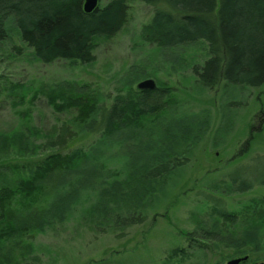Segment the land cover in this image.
<instances>
[{
	"label": "rangeland",
	"instance_id": "374dc122",
	"mask_svg": "<svg viewBox=\"0 0 264 264\" xmlns=\"http://www.w3.org/2000/svg\"><path fill=\"white\" fill-rule=\"evenodd\" d=\"M107 1L98 0V5ZM127 6V18L121 29L112 36L93 40L94 60L89 63L64 59L41 63L31 56L30 49L18 40L10 26V37L0 44V133L7 139L21 134L22 144L34 154H18L21 151L17 141L7 142L4 150L0 146V152H9L6 162L31 167L57 151L55 147H47L45 141L47 131L62 124L66 130L59 129V137L74 132L62 150L86 151L100 139L101 133L93 132V125L82 130L73 119L75 110L64 108L65 99L59 108L47 100L45 93L50 87L63 83L69 87L64 91L68 93L66 96L78 92L90 94L97 103L109 106L116 96L135 98L133 94L140 90L136 83L152 79L154 88L161 87L162 92L161 99L153 102L171 98L173 119L191 116L192 122L195 121L191 130L197 136L189 135L183 139L184 143H178V156L183 164L166 176L163 191L156 199L143 210H124L123 215L143 216L141 222L117 226L112 223V216L106 220L96 216L90 219L88 208L94 191L86 188L79 192L78 200L62 223L55 222L24 239L31 243L29 255L20 258L19 247L14 249L20 264H221L218 254L228 253L229 248L220 243L217 250L196 246L199 227H210L214 217L212 201L205 197L215 198L219 207L231 213L242 209L250 199L264 201V183L246 189L247 183L252 185L254 180L264 179V160L257 157L264 155V122L260 119L264 114V85L220 83L212 89L201 88L193 82L191 67L208 56L206 43L199 40L163 50L145 43L140 37V26L150 20L154 7L139 0H129ZM11 83L22 86L15 90L17 97L11 96L10 89H1ZM154 88L149 91H156ZM168 119L167 110L166 114L142 121L151 132L149 140L163 135L157 125ZM199 123L202 130L196 127ZM121 139L120 134L107 138L100 144L97 160L91 164L109 173L122 171L129 141L118 144ZM100 170L88 175L81 172L77 177L71 175V180L64 181L76 183L82 179L85 186H90L105 174L99 173ZM105 178L110 179L109 175ZM228 178L237 180L235 189ZM54 182L58 181L50 183ZM61 187L60 183L53 191L47 187L44 192L55 194ZM192 231L195 233L188 240L183 233ZM189 243L195 247L188 246ZM176 247L184 248L186 254L169 259ZM248 255L246 264H264V246L249 251Z\"/></svg>",
	"mask_w": 264,
	"mask_h": 264
},
{
	"label": "trees",
	"instance_id": "16d2710c",
	"mask_svg": "<svg viewBox=\"0 0 264 264\" xmlns=\"http://www.w3.org/2000/svg\"><path fill=\"white\" fill-rule=\"evenodd\" d=\"M127 1L108 0L99 6L97 0V6L86 13L82 9L83 0H0V44L10 37L13 28L18 40L41 63L58 59L92 62L93 40L112 36L121 29L127 18ZM139 1L154 7L150 20L140 26V37L145 43L161 50L199 40L206 43L208 56L191 67L193 82L198 86L212 89L220 83L264 85V0ZM13 49L19 51L15 45ZM127 82H131L129 78ZM21 87L20 83H11L1 89H10L11 96L17 97L15 90ZM67 88V83L50 87L45 93L47 100L59 108L65 99L67 106L64 108L75 110L73 119L82 130L93 125V132L101 133L100 139L86 151L62 150L74 133L69 131L59 137L58 130H66L62 124L48 130L45 141L47 147H55L57 151L47 154L31 167L6 162L9 152H0V264H20L14 249L19 247L20 258L29 255L31 243L24 239L55 222L62 223L78 200L79 192L86 188L94 191L93 202L88 208L90 219L96 216L106 220L112 216L111 221L117 226L141 222L143 216L123 215L124 210L147 207L163 191L165 178L171 170L183 164L178 156V143H184L183 139L193 135L191 128L195 121L192 122L188 115L173 119L170 113L173 108L169 105L171 98L153 102L161 99V87L154 88L156 91L139 90L133 94L135 98L116 96L109 106L97 103L90 94L78 92L75 96H66ZM164 94L167 95V91ZM167 110L168 122L157 125L163 135L153 137L155 141L149 140L151 132L142 121L166 114ZM260 119L264 122V114ZM196 127L202 130L201 123ZM119 134L122 139L118 144L129 141L123 170L109 173L105 168L100 170L101 167L91 164L97 160V152H101L100 144ZM193 136L196 137L197 132ZM22 139L21 134L7 139L0 133L1 149H6L7 142L17 141L21 151L18 154H34L28 152L29 148L27 151ZM257 157L264 160V155ZM98 169L99 173L105 171V174L90 186H85L82 179L76 183L64 181L81 172L97 173ZM108 175L110 179L105 178ZM52 181L58 182L50 183ZM228 181L235 189L237 180L228 178ZM57 183L62 187L55 194L44 192L47 187L53 191L59 185L55 186ZM253 183H247L246 189L264 183V179ZM205 198L212 201L214 217L210 227H199L201 233L196 246L217 250L220 243L229 248L228 253L218 254L221 264H225L223 260L228 257L246 256L247 260L249 251L264 246V201L250 199L242 209L231 213L219 207L215 198ZM25 202L27 204L23 205ZM195 231L183 234L190 240ZM184 253V248H173L169 259Z\"/></svg>",
	"mask_w": 264,
	"mask_h": 264
},
{
	"label": "water",
	"instance_id": "95a60500",
	"mask_svg": "<svg viewBox=\"0 0 264 264\" xmlns=\"http://www.w3.org/2000/svg\"><path fill=\"white\" fill-rule=\"evenodd\" d=\"M97 6V0H83L82 9L84 12L88 13L92 11ZM155 87V83L152 79H143L136 83V88L140 90H151ZM246 260V256L233 257L226 260L225 264H240Z\"/></svg>",
	"mask_w": 264,
	"mask_h": 264
},
{
	"label": "flooded vegetation",
	"instance_id": "af4514ba",
	"mask_svg": "<svg viewBox=\"0 0 264 264\" xmlns=\"http://www.w3.org/2000/svg\"><path fill=\"white\" fill-rule=\"evenodd\" d=\"M240 264H246V260H245V261H243V262H241Z\"/></svg>",
	"mask_w": 264,
	"mask_h": 264
}]
</instances>
